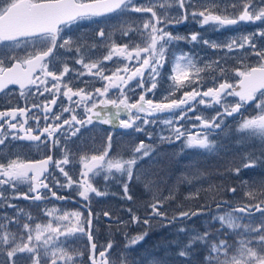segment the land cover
<instances>
[{
	"label": "snow or ice",
	"instance_id": "1",
	"mask_svg": "<svg viewBox=\"0 0 264 264\" xmlns=\"http://www.w3.org/2000/svg\"><path fill=\"white\" fill-rule=\"evenodd\" d=\"M157 7L162 11L158 13ZM172 8L177 9L174 14L169 12ZM229 8L234 11L229 12ZM132 13H150V16L134 17ZM111 14L122 21L117 27L121 37L134 35L120 44L112 39L111 31L99 28L96 33L101 38L99 43L107 48L102 57L93 58L91 55L96 45H86L79 38L74 39L67 34V30L80 21L110 17ZM189 18L201 27L211 24L214 29L240 22L264 24V0H260L259 4L255 0H229L227 3L223 0L220 3L217 0H147L146 3L135 0H0V93L7 95L11 91L9 86L16 85L21 97L50 94L45 98L46 102L0 111V146H3L0 152L16 140L40 142L49 149L59 147L63 152L62 158L55 162L50 155L36 163H25L11 156L0 162V207L17 209L12 215L7 212L0 214V264H86L84 251L73 248L75 241L70 237L88 242L87 264H130V250L144 240L154 223L163 227L176 225L178 239L173 243L177 245L175 257L179 259L175 264H264V181L259 184L243 181L246 187L240 188L210 184L207 201H212L216 209L211 215H208L211 205L207 201L199 208L169 214L170 209L165 205L175 198L174 194L170 192L168 196H161L148 170L139 164L155 152L151 144L140 141L133 146V154L127 159L110 157L112 135L108 134L104 137L105 146L98 153L79 157L82 165L79 180L74 181L69 172L61 167L73 163L71 150L67 144L61 145V139L67 141L77 137L82 128L93 124L145 132L151 139V131L146 129L159 122L165 126L159 137L162 143L180 142L181 153L186 149H198L218 154L222 145L218 147L217 140L211 137L227 135L229 129L225 121L236 116L237 127L233 131L237 134V142L245 143L258 138L264 149V28L241 34L223 44L203 39L198 32L185 37L173 35L167 30L169 25L188 21ZM179 40L226 51L219 59L203 66L187 52H174L169 60L166 53L172 43ZM82 49L85 51L82 52ZM59 50L74 52L76 56L65 58ZM114 57L119 59L109 69L105 62L113 61ZM251 57L256 59L250 63ZM66 59H74L81 69L70 68ZM229 60L233 64L229 65ZM169 62L167 95L159 102H154L151 97L146 99L148 93L156 95V89L165 75V63ZM206 70L212 71L213 83L202 90L201 73ZM70 72L74 75L66 81L64 77ZM106 72L111 74L106 75ZM230 75L236 78L235 82L230 80ZM83 76L99 77L105 83L94 89L87 88L89 81H81L85 87L71 86L74 80ZM111 89L118 92L110 96ZM136 89H141V92L136 93ZM181 89L187 90L180 97L170 99ZM128 93L138 95V100L130 102ZM61 96L67 99L69 105L64 106L62 102L60 110L53 112V106ZM229 97L238 99L229 100ZM200 105L205 108L219 107L214 115L206 116L202 111L197 112ZM249 106L258 110V114L246 118ZM37 108L39 113L32 112ZM77 108L83 109L82 114H77ZM29 112H32L31 116ZM64 112L70 113V116L61 119ZM41 113L45 121L43 127L40 124ZM122 115L127 118L122 119ZM29 119L35 123L29 125ZM180 121H197L191 127L199 130L192 133ZM90 131L103 130L92 128ZM57 133L60 135L57 136ZM262 158L264 151L260 156L242 155L239 164L234 161L226 163L221 174L239 176L242 169L255 168L258 163H264ZM154 160L155 157L148 163ZM50 163L59 168L66 178L60 187L71 189L75 184V194L87 202L83 205L87 209L86 216L78 210L61 212L45 209V215L52 219L43 223L31 222V213H25L11 203L19 198L41 201L48 199V194L57 200L68 199L57 195L45 182L47 178L41 179ZM190 167L194 168L195 164H190ZM102 173L104 179L121 183L123 199L133 201L129 184L134 180L142 182L145 189L152 193L151 200L145 205V214L139 216L128 208L130 221L124 222L147 227L136 235L126 234L124 248L117 251H113L111 241L98 247V241L93 236L92 194L96 197L108 194L98 190L92 182ZM204 175L196 169L192 179ZM183 179L192 182L187 176ZM21 183H28V192H16ZM41 188L48 189V194L41 193ZM224 193L232 195L225 198ZM99 215L96 213L97 219ZM103 215L109 222L114 219L108 211H104ZM196 216L206 217L207 227L203 231L186 223ZM115 219L118 220V217ZM180 234H184L183 241L179 239ZM61 237L65 239L61 240ZM201 249L204 255L198 257L197 252ZM154 264L168 262L161 260L154 261Z\"/></svg>",
	"mask_w": 264,
	"mask_h": 264
},
{
	"label": "trees",
	"instance_id": "2",
	"mask_svg": "<svg viewBox=\"0 0 264 264\" xmlns=\"http://www.w3.org/2000/svg\"><path fill=\"white\" fill-rule=\"evenodd\" d=\"M118 92V91H117ZM95 136L102 137L103 140L98 142L97 140L93 143L91 148L98 150V152L105 146L106 133L96 132ZM98 139V137H97ZM120 138L118 136L112 135V148L109 152L110 157L115 158H123L124 156H128V152L124 151L122 141L117 142ZM219 144L222 145L220 147V151L218 154H213V157L210 159H203L200 157V152L186 149L183 153L180 151V147L177 143L171 145L169 151L165 154V160L158 162V174H159V194L161 196H167V192L165 189L168 187L165 182L168 180H176L178 178L183 179V175H190V179L194 175V169L190 168V164L203 166V172L205 175L200 179H192L193 182L188 183V189L190 192H181L175 191L174 199L168 201L165 205L166 208L170 209V213L175 211L179 212L184 209H196L199 208L202 203L207 201L208 192L210 184L213 186H236L246 187L242 184L243 181H247L249 184L256 183L259 184L261 181H264V165L263 167H258L259 169H263V172L260 173V177L257 175L254 177L244 178L239 174V176H235L233 174H221L223 167L228 162H235L234 156L236 155V143L235 138L231 135L223 137L222 140H218ZM87 148V147H86ZM92 149L90 153L96 154L95 150ZM240 151V149H238ZM79 154L76 155V169L75 173L72 176L73 180L80 179V172L82 171V165L79 160ZM240 161V160H239ZM146 163V159L143 161ZM236 163V162H235ZM200 170V169H199ZM247 172L251 173L253 169H245ZM114 175H119L118 173H114ZM93 184L98 190L106 191L108 194L104 196L96 197L92 194L90 207L93 211V220H94V236L96 241H98L99 245L105 244L109 241L113 244V251L117 247V245L126 243V234L127 236L136 235L139 232L145 230L147 226H142L139 224H131L124 223L126 221H130V214L127 212L128 208H132L133 211L136 212L137 215L143 216L146 212L145 205L148 201L151 200L152 194L148 190L145 189L144 184L142 182H136L135 180L129 184L130 194L133 195V201H128L123 199V190L121 187V183L117 180L113 179H104V177H97L94 179ZM180 182V181H179ZM179 182L175 181L177 185ZM165 187V188H161ZM199 193L198 196L195 193ZM225 198H230V193H224ZM211 205V211L208 212V215H211L212 212L216 211L215 205L212 201H207ZM87 202H85L86 204ZM104 211H108L114 219L109 222L108 218L103 215ZM96 213H99V218H96ZM87 213L85 214V216ZM257 216L259 213L256 214ZM118 217V220L115 219ZM188 221H186L187 223ZM189 223L195 227L196 229L203 231L206 224L205 216H196L193 217ZM187 225H189L187 223ZM190 226V225H189ZM196 226H199L197 228ZM174 229L176 225H173ZM161 230V231H160ZM169 236V237H168ZM170 232H167L163 226L160 224L154 223L150 230H148V235L141 241L139 244L135 245L133 249L130 250V264H153L156 259L167 260L169 257L170 260L178 259L175 257V247L171 245ZM64 239V238H62ZM78 245V249L84 251L85 255L83 259L87 264V241L84 239H80L77 241L76 245ZM204 255L203 250L197 252V256ZM167 260L168 263L171 261Z\"/></svg>",
	"mask_w": 264,
	"mask_h": 264
},
{
	"label": "flooded vegetation",
	"instance_id": "3",
	"mask_svg": "<svg viewBox=\"0 0 264 264\" xmlns=\"http://www.w3.org/2000/svg\"><path fill=\"white\" fill-rule=\"evenodd\" d=\"M140 0H135V2H139ZM224 3L229 2V0H223ZM255 2L257 4H259L260 0H255ZM220 3V0H219ZM159 13V11H162V9H160L159 7H157L156 9ZM229 12L234 11L233 9L229 8L228 9ZM170 14H174L176 12V9L172 8L169 10ZM134 17H141V16H150V13H132L131 14ZM116 15L113 14L110 17H104V18H93L92 20H104L107 21L106 24L110 25V27H118L122 21L116 19ZM255 26V27H264V24H262L261 22H256V23H250V22H240L237 25H231L234 29H248L247 26ZM83 27H85L84 25L81 24V21L78 22L77 24H74L72 26L71 29L67 30V34L71 35L74 39L79 38L82 42L86 41V39L83 37V35H86L87 33H83ZM169 31H171L173 33V35L179 34L181 36H185V37H189L192 33L194 32H198L201 34V36L203 37V39H207L210 41H215V42H220V36L219 35H215L217 29H214L212 25L208 26V25H204L203 27H201L198 23L194 22L191 20V18H189L188 21L179 23V24H171L169 25L168 29ZM131 34L128 37H121L120 32L117 30L116 33V42L117 43H124L127 42L129 39L132 38ZM113 37V35H112ZM200 39V37H198V40ZM86 45H90L88 44V42L86 41ZM177 49H181L183 52H187V53H191L192 55H194L197 60L200 62V66H203V64L205 63L206 57L205 54H207L208 52H216L217 49H212L209 48L207 45L198 43V42H191L189 43L187 40H179V41H175L172 43V45L170 46L168 53H166V55H169V60H171V54L174 53L175 50ZM220 50V49H219ZM62 54L63 57L65 58H70V57H75L76 53L74 52H64V50H59ZM85 51V50H84ZM93 51V48H92ZM91 51V55L93 56V53ZM221 51V50H220ZM107 53V52H106ZM106 53L102 54L105 55ZM101 56V57H102ZM253 58V57H251ZM87 59V57H86ZM66 62L68 63L70 68H76V69H81V65L77 68V64L75 63L74 59H66ZM229 65L233 64V61H229L228 62ZM114 64L113 61H106L105 65L111 69L112 65ZM237 66V65H236ZM59 67V66H58ZM171 68V64L169 63H165L164 66V74H167L170 71ZM106 75L111 74L110 72H106ZM74 75V73L70 72L68 74V76H65L64 79L67 81L70 77H72ZM213 75L211 70H206L205 72L201 73V77H203V79H201L200 81V85H202V90L206 89L208 86H210L213 83V80L211 79V76ZM94 78H98V77H89V76H83L80 77L79 79H76L73 81V84L71 86L73 87H85V85L81 82V81H89V84L87 85L88 89L90 88V85L94 83V81H92ZM164 78V76H162L161 80ZM230 80H232V82H235V77H232L230 75ZM195 86V85H194ZM10 92L5 95L4 93H0V111H5V110H10L12 108L15 107H31L32 103H40V102H46L45 98L48 97L50 94L49 93H45L43 96H40L39 94H36L35 96H29V97H21L19 95V87H10ZM160 91V87H158L156 89V94H158V92ZM73 99H77V98H73ZM229 100H233V99H238V98H234V97H229ZM63 102L64 106H68L69 102L67 101V99L63 96H61L58 100H57V104L55 106H53V112H58L60 110V106L61 103ZM72 107H76L75 105H72ZM199 107L205 108L203 105H200ZM216 107V106H213ZM249 108H251L249 106ZM39 109H33L32 112H37L39 113ZM32 112H29V116L32 115ZM83 109L82 108H77V114L80 115L82 114ZM51 115V114H49ZM43 114L41 113V127H43V125L45 124V121L42 118ZM70 116V113L68 112H64L61 116V119ZM19 119V117H18ZM15 123V121H14ZM29 125H33L35 122L31 119H29L28 121ZM47 123H52V121H48ZM56 123H59V121H56ZM198 123V122H197ZM192 130H197V128H193ZM63 131V130H61ZM57 136L60 135V133L56 134ZM75 137H72L71 139H74ZM43 140V137L41 138ZM70 139V140H71ZM69 141V140H67ZM7 143V141H6ZM61 145H63L65 143L64 139H61L60 141ZM39 144V146L37 147L36 145ZM3 147V146H0ZM16 151H21L22 153L25 154V159L24 162L26 163L27 161L30 162H37L40 161L42 159L47 158L49 155L53 158V162L58 161L59 159H61L60 157V153H61V149L59 147L54 148V149H49V147L47 145L44 144H40V142H34V141H21V140H16V141H12L11 145L4 150V152H0V162H3L5 160L6 157L11 156L13 158L14 156V152ZM61 176V172L59 171V168L54 167V165L52 164L51 169H50V174L47 177V180L45 181L46 183L49 184V187L55 191L57 193V195L59 196H64V197H69L68 194H73L72 191H65L62 187H60V184H62V182L60 181L59 177ZM57 181H59V184L57 183ZM28 188L29 185L28 183H24L20 186H18L16 188V192H28ZM41 193L44 194H48V190H42ZM29 195H33V193H30ZM49 195L48 199H44L41 200V202H39L38 204H40V206H49L51 204L54 205H60L61 204V200H57L56 198L54 199L53 197ZM63 201H67V199H64ZM19 204L24 205L26 208L29 206L31 207L33 203H36L35 201L29 199V200H25L23 198H19L18 199ZM63 203H68V202H63ZM37 204V203H36ZM9 209V207H7ZM1 209V207H0Z\"/></svg>",
	"mask_w": 264,
	"mask_h": 264
},
{
	"label": "rangeland",
	"instance_id": "4",
	"mask_svg": "<svg viewBox=\"0 0 264 264\" xmlns=\"http://www.w3.org/2000/svg\"><path fill=\"white\" fill-rule=\"evenodd\" d=\"M147 0H140L138 3H146ZM217 2L219 3V0H217ZM175 9V8H174ZM177 11V9H176ZM144 17H148V16H144ZM116 20V19H115ZM102 21L104 20H83L81 22L82 25H84L85 27H83V33H87L86 35H83V37L86 39V41L88 42V44L90 45H96L95 47H93V58H99L102 56V54L106 53L107 52V48L99 43L100 39L98 36H97V30L99 28H104L106 32L108 31H111L112 32V39L116 41L117 37H116V33H117V27H110V25L106 24V23H102ZM211 24H209L208 26H210ZM248 29H242V30H239V29H234L231 25L229 26H225V27H222V28H218L215 35H219L220 36V42L221 44H223L224 42L226 41H229L233 38H237L239 37L241 34H247L249 32H253L255 30H257V28H264V27H255V26H247ZM86 41H84V43L86 44ZM215 42V41H214ZM218 43V42H216ZM84 51V49H82V52ZM224 51L225 50H219L217 49V51L214 53V52H208L207 54H205V57H206V60H205V63H211L213 60H217L219 59V57L221 55L224 54ZM175 53H179V52H183L181 49H177L174 51ZM191 54V53H190ZM117 59H119L118 57H114L113 58V62H115ZM255 57L253 58H249V62H254L255 61ZM231 61V60H229ZM228 61V62H229ZM121 63H124V61H121ZM221 63H223V61H221ZM80 65L77 64V68L79 67ZM237 67H239V65H237ZM145 77H147V72H145ZM234 77V76H232ZM92 81H94L93 84L90 85V88L91 89H94L95 87H102L103 84L105 83L104 81L100 80L99 77L98 78H94ZM132 83L134 84L135 81H132ZM170 84V81H168L166 79V77L164 79H162V83L160 84V91L157 95L153 96L152 93H148V96H146V99L151 97L154 102H159L162 97L164 95H167V88H168V85ZM131 87V85L129 86ZM137 92L140 91L141 92V89H136ZM187 89H181L180 91H178L176 93L175 96H172L170 97V99H176L179 95V97L181 96L182 92L183 91H186ZM125 92L127 93L128 90L125 89ZM139 93V92H138ZM129 96H130V102H135L138 100V95L136 94H133V93H128ZM111 96V95H110ZM219 106H216V107H211V108H207V109H202L198 106L197 108V112H203L204 115L206 116H211V115H214L217 111ZM258 114V110H255V109H251L249 108V111L246 113V118H250L254 115H257ZM189 115H195V113H189ZM122 119H126L127 117L122 115L121 116ZM197 123V121H180V124L184 125L186 128H188V130L191 128V125L192 124H195ZM225 124L228 126V129H229V132L230 133H234V129L237 127V122H236V116H233V117H228L227 120L225 121ZM92 128H98L100 130H103V131H95V132H105V131H108L109 133H113V134H117V135H122L120 134V131L122 130H126L128 131V133L134 135L135 137H138L140 138V141H143V142H146L147 144H151L155 147V152L152 153V157H155L157 159H160L161 161H165V153L170 149L171 145L172 144H168V143H162L159 139L160 137V134L161 132L164 130L165 126L159 122H157L155 125H149L148 126V129L146 130H150L151 131V139H149V137L147 135H145V132H130L132 131L131 129H122V128H116V129H112L111 126L109 125H91L89 126V128H82L81 129V133L78 134L77 137H75L73 140H69V141H65L64 144H67L70 148V150L72 151V148L77 145V147L81 150V149H85V146L88 147V151L90 152L91 151V145L92 143H94L96 140H95V137H98L97 141L98 142H101L103 140L102 137H99V136H93L92 134L88 133V132H93V131H90V129ZM116 130V131H114ZM199 129H197L198 131ZM196 131H193L192 133H195ZM165 135H167V132L164 133ZM237 137V134L234 133ZM223 137V135H220V136H215V137H211V139H214V140H218L219 138ZM73 141H76V143H73ZM119 140H117L118 142ZM178 145H180V142H176ZM86 144V145H85ZM84 146V147H83ZM94 149V147L92 148ZM240 151H236V154L240 156L242 155H248V154H255L256 156H260L261 152L264 151V149L261 148V142L258 138H252V139H249L247 140L245 143H241L240 144V147H239ZM95 150V153H98V150L94 149ZM195 151L198 150V149H194ZM200 152V157L203 158V159H210L213 157V154H208V153H204L203 150H198ZM79 156H81L82 154H88V155H91L92 153H86V152H78ZM63 156V152L61 154V158ZM73 156V153L71 152V155H70V158ZM24 153H22L21 151H16L14 152V156L13 158H19L20 161L24 162ZM264 159V158H262ZM241 160V159H240ZM76 159L73 161V163H70L69 165L67 166H64V165H61V167H64L66 168V171L71 170L73 165L76 163ZM240 163V161H239ZM148 173L149 175L152 177H154L153 173L151 172V169H148ZM70 175V174H69ZM100 176L104 177V174L102 173ZM96 177H99V176H96ZM95 177V178H96ZM60 181L62 183L65 182L66 178L63 176V174L61 173V176L59 177ZM200 179V178H199ZM154 180V179H153ZM176 182H179V186L178 185H175V186H168L165 191L167 192V196L169 195L170 192H175V191H181V192H190V189H188V182L184 179H181V178H178L175 180ZM24 183H21L19 184L22 185ZM154 184H155V187L157 188L158 192L159 191H162L159 189V185H157V183L155 182L154 180ZM175 184V182H174ZM75 185V184H74ZM161 188H164V187H161ZM12 204L16 205L17 208L19 209H22L23 212L25 213H31L32 214V217H33V220L31 222H39V223H43L49 219H52V217H49V216H46L45 215V209H58L59 211L63 212V211H69V209L67 207H60V208H57L55 207L54 205H49V206H40V205H35V204H32L31 207H25L24 205L22 204H19L18 202V199H13L11 201ZM16 208H7V207H1L0 209V214L4 213V212H7L9 215H12L16 212ZM22 218H23V213L21 214ZM259 216V215H258ZM190 221V220H188ZM56 222H59V221H56ZM197 228H199V226H196ZM165 230L167 232H170V237H172V241H171V245L172 247H175L176 250H177V245L175 243H173L174 241H176L178 239V236H177V233L175 232V229L173 226H170V227H164ZM161 231V230H160ZM94 234V232H93ZM169 237V236H168ZM184 234H180L179 235V239L181 241L184 240ZM61 239V238H60ZM65 239V238H64ZM70 240L72 241H75L73 244H72V247L73 248H76L78 249V245H76L77 243V239L76 237H70L69 238ZM63 240V239H61ZM82 240V239H81ZM85 247H86V244H85ZM124 248V245L122 244H119L117 245V247L115 248L114 251H117L119 249H123ZM175 250V251H176ZM161 261V260H160ZM168 264H175L173 262L171 263H168Z\"/></svg>",
	"mask_w": 264,
	"mask_h": 264
},
{
	"label": "water",
	"instance_id": "5",
	"mask_svg": "<svg viewBox=\"0 0 264 264\" xmlns=\"http://www.w3.org/2000/svg\"><path fill=\"white\" fill-rule=\"evenodd\" d=\"M10 86H14V85H10ZM50 164H52V163H50ZM50 164L47 166V169H48V170H47L46 172L43 173V176L41 177V179H43V178L45 177V175L49 173V166H50ZM41 189H44V188H41ZM41 189H40V190H41ZM38 202H40V201H38Z\"/></svg>",
	"mask_w": 264,
	"mask_h": 264
}]
</instances>
